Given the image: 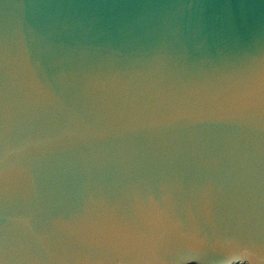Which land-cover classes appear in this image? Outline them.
Returning a JSON list of instances; mask_svg holds the SVG:
<instances>
[{
	"label": "water",
	"instance_id": "obj_1",
	"mask_svg": "<svg viewBox=\"0 0 264 264\" xmlns=\"http://www.w3.org/2000/svg\"><path fill=\"white\" fill-rule=\"evenodd\" d=\"M0 264H264V0H0Z\"/></svg>",
	"mask_w": 264,
	"mask_h": 264
}]
</instances>
